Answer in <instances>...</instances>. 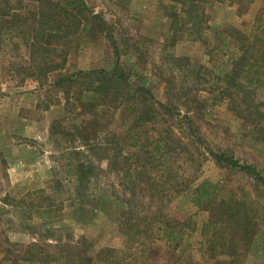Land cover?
I'll return each instance as SVG.
<instances>
[{"label": "rangeland", "instance_id": "374dc122", "mask_svg": "<svg viewBox=\"0 0 264 264\" xmlns=\"http://www.w3.org/2000/svg\"><path fill=\"white\" fill-rule=\"evenodd\" d=\"M86 1L92 15L98 14L103 23L94 24L80 44L72 46L69 65L74 70L111 69L117 60L118 71L133 87L143 85L150 91L152 101L143 100L141 93L129 98L126 82L121 85L128 95L123 100L125 106L142 107L136 111L140 113L150 105L157 114L152 124L139 128L143 133L139 139L149 155L160 142L148 170L159 192L154 186L153 193L145 191L142 184L132 195L122 178L124 171H110L109 160L96 155L101 156L100 152H87L79 141L67 142V131V138L51 134L52 123L62 127L58 120L64 117L62 94L40 89L45 102L39 110L21 113L37 120L34 138L2 131L0 125V264H43L36 257L45 264H69L65 262L69 259L77 264L78 257L83 258V264H264V187L252 177L217 166L205 148L231 153L264 177L263 81L258 78L249 85L239 84L240 80L235 85L226 84L233 73L232 61L241 55L240 39L250 43L261 35L256 26L263 18L264 0H249L239 8L209 0L202 16L198 12V17L193 14L189 18L182 12V4L171 0ZM8 27L4 25L0 33V61H5L7 52L12 64L2 71L0 92L3 89L4 94L14 97L17 89L30 92L37 83L27 76L31 73L27 49L7 34ZM106 33L112 35L118 55ZM89 98L93 96H86L82 115L70 124L87 123L80 134L96 132L99 140L105 139L101 127L108 124L107 130L125 140L119 139L123 155L131 157L132 150L126 148L132 138L126 133L131 125L127 114L111 116L115 102L107 98L108 109L93 121V114L85 110ZM96 100L101 111L100 99ZM156 102L177 106L178 114L165 117ZM49 103L56 106L46 111ZM185 116L198 128L203 146L189 138ZM2 141H24L29 147L21 152L15 146L5 148ZM73 148L83 154L82 161L97 170L81 197L76 196L74 177L69 175ZM133 162L139 169L147 166L143 158ZM204 181L216 187L214 193L221 205L210 209L197 205L194 190ZM225 207L247 213L250 221V238L232 251L235 261L221 255L229 251L227 247H220L216 258L210 257L212 252L206 250L203 236L213 227L209 224L212 215L221 216ZM129 209L134 215L132 223L144 221L153 225L152 229L163 228L168 221L178 223L176 233L181 241L170 245L157 242L142 251L137 245L134 250L126 249L129 238L118 225Z\"/></svg>", "mask_w": 264, "mask_h": 264}, {"label": "trees", "instance_id": "16d2710c", "mask_svg": "<svg viewBox=\"0 0 264 264\" xmlns=\"http://www.w3.org/2000/svg\"><path fill=\"white\" fill-rule=\"evenodd\" d=\"M171 1L182 4L184 8L182 12H184L188 18L193 16V14H195L194 17H198V12H200L199 15L202 16L205 6L210 3L209 0ZM246 1L249 0H214V2L217 3L226 2L230 5H235L237 8L242 6ZM199 5L202 6L201 9H199ZM28 8L30 9L28 10ZM91 12L90 6L86 0H0V33L3 31L2 27L4 25L7 27L9 26L8 29H6L7 34L12 36L14 40L19 39L27 49L28 64L31 70V73L27 76L36 81V87L39 90L46 88V90L50 92L59 91L62 94V100H64L63 107L69 113H75L76 117H80L85 102L84 99L86 96L90 95L93 96V98H89L88 106L85 110H89L93 114V121H97L99 114L109 107L105 99L111 98V100L115 102L111 116H114L116 113H122L121 115L127 114V119L131 122L126 133H129V135L131 134L132 138L130 142L126 144V148L132 150V158L123 155V144L121 145L119 139L121 138L123 141L124 138H122V135L112 130H107L106 126H108V124L101 127V129L105 131L106 137L104 140H99V134L96 132L91 133L84 131L81 135L79 131L85 130L87 123H82L80 126H75L74 123H71L70 129L63 126L60 127V125L56 126L53 123L50 127V133L61 136L63 134L65 135L67 131L69 134H66L70 136V140L67 142L74 143L79 141L82 146L87 148V152H100L101 156L95 154L99 158L104 157V159L109 160L111 163L110 168L112 169L110 171H124V177L122 178H125L126 188L132 195H135L137 192L136 186L142 184L146 185L145 191L148 190L153 193L156 190L158 193L159 191L155 188V179L151 178V174L148 173V170L149 165L151 166V164H153L152 161L155 159L153 154H156L160 148V142L154 147L153 154L149 155L145 152L143 146H141L139 139L143 135L140 129H145L146 127H143L144 125L152 124L157 114L150 109V105L141 109L140 113H136L137 109L142 107H135L134 105L128 107L125 106L123 102L126 96L129 95V98H132L139 93H141L143 100L152 101L153 97L150 91L144 88L143 85L133 87L129 83V80H126L127 78H125L123 73L118 71L119 64L116 62L117 60L114 62L111 69L74 70L73 67L69 66L70 57L74 50L72 46H74L75 43L80 44V39L90 31V28L94 24L103 23L98 14L92 15ZM262 17L261 22L256 26V30H258L261 35L254 36L250 43L248 39H240L238 49L241 51V55L232 61L233 73L229 76V81L226 83L228 86L238 84L237 82L239 80L241 82L239 84L249 85L251 81H258V78L262 79L264 85V11ZM1 35H3V33ZM106 37L112 42L115 48V54L118 55V49L112 35L106 33ZM52 40H54V42H52ZM253 68L255 71H251ZM252 75H256L254 79H248ZM123 81L126 82L128 89H130L128 95H125L122 91L121 85ZM241 85L238 86L240 87ZM240 88L244 90V87ZM245 95L246 94H243V96ZM96 98L100 99L102 105L100 108L101 111L97 110L99 104L97 100L95 101ZM244 99L246 100V98ZM57 103H60V101H57ZM156 104L165 117H173L174 114H178L176 109L178 108L177 106L171 108L160 102H156ZM53 105L54 103H49L45 106V110H48L49 106ZM63 118L58 119L60 124L64 123ZM184 118L187 124L189 138H191L198 147L203 146L204 144L199 130L194 125L193 120L187 116ZM112 122L113 120L111 119L109 126ZM67 135H65L66 138L68 137ZM205 148L208 156L217 166L224 167L231 172L252 177L257 184L264 187V177H262L252 165L240 163L231 153L214 151L207 147ZM71 152V155H73L72 161L74 163L69 165V175L71 174V176L74 177L76 196L81 197L83 192L87 191L90 179L97 170L90 162L81 160L83 154L79 153V150L77 151L73 148ZM137 158L146 159L147 166L140 167L139 169V165L133 162ZM166 181L167 180H165V182ZM175 183H177V181H174L173 184ZM153 186L155 190H153ZM205 186L206 188H204ZM215 190L216 187L206 181L198 185L196 190H194L198 196L196 198L197 205L204 207L209 206V209L214 204V206L221 205L222 202H219L218 197L214 193ZM132 204L134 205L135 203ZM224 209L225 211L221 213L222 217L218 216V214L216 216L212 215L209 224L213 225V227L211 229L207 228L203 236L206 238V250L212 252V256L210 255V257L216 258L217 250L222 251L220 247H227L230 253L228 251L221 255L228 257L229 260L235 261L236 254H233L232 251H235L234 249L239 250V246L247 242L250 238L251 227L249 216L244 212L235 213L230 207H225ZM218 210L220 211L221 209ZM240 210L241 207H237V211ZM213 212L214 211H212V213ZM133 216L132 210L129 209V213H123V221L118 225L122 233L129 238L126 249L134 250V246L137 245L142 248V251L151 248L157 242L170 245L177 244L181 241L180 235L176 233V228L179 226L178 223L174 222V225H172V221H168L164 223L163 228L152 229L153 225H146L144 221L136 222L137 224L142 223L144 225L143 227L132 223ZM144 218L147 219L146 217ZM147 220L153 222L155 219ZM218 232L221 233L217 235ZM31 247L37 248V245H32ZM39 250L43 251L42 249ZM58 251L61 253L63 250L61 249ZM106 251L107 250L102 251V254L106 253ZM227 253L229 254L227 255ZM78 258L77 264H83V258ZM35 259L45 264V261H43L41 257H36ZM61 259L63 258L60 257V260ZM86 261L87 259L85 262ZM65 262L75 264L74 259L65 260Z\"/></svg>", "mask_w": 264, "mask_h": 264}, {"label": "crops", "instance_id": "0c3cea01", "mask_svg": "<svg viewBox=\"0 0 264 264\" xmlns=\"http://www.w3.org/2000/svg\"><path fill=\"white\" fill-rule=\"evenodd\" d=\"M7 54L8 53L6 52V55H4L5 61L4 62L0 61V76H3L2 71L6 70L10 65L11 56H8ZM17 90H18L17 92L18 95H14V97H12L10 94L7 93L4 94L3 89L0 92V109L2 110L0 112V125L2 124V129L1 127L0 129L2 131L10 130L11 134L19 136L21 138H25V139H30L32 137L34 138L36 132L38 131L36 129L37 120H34L27 116H23L21 113L23 111L39 110L40 104L42 102H45L44 101L45 99L42 96L41 90L37 89V87H35L30 92L23 91L21 89H17ZM63 111H64V118H63L64 123H62V126L66 127L67 129H70L71 126L70 120L75 119L76 115L75 113L65 112V109ZM67 123L69 125H67ZM5 125H8L9 128L7 129L8 126L6 127ZM51 126L52 125L49 126V130ZM1 144L5 148H10L15 146V148H19L21 152L25 150L24 148L29 147L28 144H26V142L24 141L15 142V144H12L11 142L8 144L2 141ZM19 163L21 162L19 161Z\"/></svg>", "mask_w": 264, "mask_h": 264}]
</instances>
